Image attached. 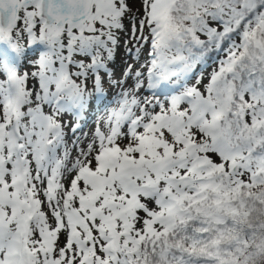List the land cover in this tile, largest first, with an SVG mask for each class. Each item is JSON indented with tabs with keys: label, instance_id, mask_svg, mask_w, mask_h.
Here are the masks:
<instances>
[{
	"label": "snow or ice",
	"instance_id": "obj_1",
	"mask_svg": "<svg viewBox=\"0 0 264 264\" xmlns=\"http://www.w3.org/2000/svg\"><path fill=\"white\" fill-rule=\"evenodd\" d=\"M0 264H264V0H0Z\"/></svg>",
	"mask_w": 264,
	"mask_h": 264
},
{
	"label": "rangeland",
	"instance_id": "obj_2",
	"mask_svg": "<svg viewBox=\"0 0 264 264\" xmlns=\"http://www.w3.org/2000/svg\"><path fill=\"white\" fill-rule=\"evenodd\" d=\"M120 58L122 59L121 60L120 67L118 69H114L116 77H119L120 76V74H121V72L123 70V67H124V65H125L126 62L127 63H131L132 62L128 57H126L125 55H123V53L120 55ZM129 83H131V81H129ZM102 112H103V107H101L99 111H96L94 113V116L93 117L91 116V118H89V116L91 114L88 113V125L89 126L87 128H85L84 131H90L91 127L94 124V121H95L96 117L99 116V115H101Z\"/></svg>",
	"mask_w": 264,
	"mask_h": 264
},
{
	"label": "trees",
	"instance_id": "obj_3",
	"mask_svg": "<svg viewBox=\"0 0 264 264\" xmlns=\"http://www.w3.org/2000/svg\"><path fill=\"white\" fill-rule=\"evenodd\" d=\"M123 53L124 55V50H123V47H121L120 49L117 50L116 52V56H115V61L112 65H110V67L112 69H118L120 67V64H121V58H120V55ZM105 87L107 88V85H105Z\"/></svg>",
	"mask_w": 264,
	"mask_h": 264
}]
</instances>
